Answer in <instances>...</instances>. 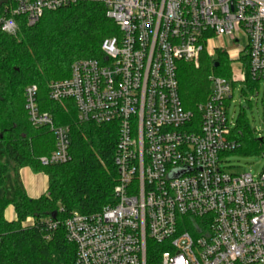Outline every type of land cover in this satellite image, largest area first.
Segmentation results:
<instances>
[{
	"label": "built area",
	"instance_id": "1",
	"mask_svg": "<svg viewBox=\"0 0 264 264\" xmlns=\"http://www.w3.org/2000/svg\"><path fill=\"white\" fill-rule=\"evenodd\" d=\"M87 3L102 5L119 35L104 40L100 59L78 60L50 83L49 98L73 105L82 124L117 126L118 181L100 211L74 212L50 230L64 227L75 264H264V171L221 168L238 147L228 116L236 85L264 81V0H8L0 31L14 36L22 21ZM205 52L227 54L231 76H208L195 123L181 104L178 62L198 68ZM24 98L29 123L55 138L41 164L71 161L69 128L41 111L37 86Z\"/></svg>",
	"mask_w": 264,
	"mask_h": 264
},
{
	"label": "trees",
	"instance_id": "2",
	"mask_svg": "<svg viewBox=\"0 0 264 264\" xmlns=\"http://www.w3.org/2000/svg\"><path fill=\"white\" fill-rule=\"evenodd\" d=\"M7 2L0 0V5ZM116 35L117 26L96 3L47 12L34 26L22 21L14 36L0 31V143L12 163L0 160V191L6 187L10 168L15 172L28 166L49 178L47 194L39 199L29 198L17 184L9 196H0V264H75L76 247L69 243L64 227L52 231L49 223L63 221L74 212H98L113 201L118 181L117 126L80 123L73 105L50 100L49 85L69 78L76 61L100 59L102 43ZM206 62L202 65L201 58L196 69L178 62L181 104L193 112L195 123L198 105L210 95L209 74L231 76L227 54L218 52L213 63ZM259 84L246 83L252 92ZM30 85L38 88L41 111L52 115L57 126L70 130L71 161L66 164L43 166L40 162L55 150V138L48 128L29 123L24 92ZM231 135L238 147L224 156L264 154V139L254 138L248 119L240 117ZM10 205L17 215L13 222L4 216ZM28 219L33 224L24 227Z\"/></svg>",
	"mask_w": 264,
	"mask_h": 264
},
{
	"label": "rangeland",
	"instance_id": "3",
	"mask_svg": "<svg viewBox=\"0 0 264 264\" xmlns=\"http://www.w3.org/2000/svg\"><path fill=\"white\" fill-rule=\"evenodd\" d=\"M220 45L226 47L231 53L239 50L238 47L232 46L226 39L219 41ZM207 53L202 54V65L213 63L214 59H208ZM194 66V65H193ZM196 69L197 67L194 66ZM214 75V73H211ZM209 74V75H211ZM228 116L230 122L236 123L240 117L246 118L249 121L251 130L254 133L255 139H264V81L260 82L257 88L252 92L245 84L238 83L234 92V101L228 108ZM264 150V149H263ZM221 168L228 173L241 175L252 174L257 177L264 171V154L253 157H247L240 154H229L222 156ZM0 160L12 165L8 157L4 153V147L0 143ZM14 173L10 168L9 174L6 178V187L0 191V196L7 194L13 190ZM33 224L32 219H28L23 226H30Z\"/></svg>",
	"mask_w": 264,
	"mask_h": 264
},
{
	"label": "crops",
	"instance_id": "4",
	"mask_svg": "<svg viewBox=\"0 0 264 264\" xmlns=\"http://www.w3.org/2000/svg\"><path fill=\"white\" fill-rule=\"evenodd\" d=\"M13 173V185L15 186V184H17L20 186L29 198L39 199L43 195L47 194L49 188V178L43 172H35L32 168L26 166L15 172L13 171ZM4 216L8 222H13L17 219L13 206L10 205L6 208Z\"/></svg>",
	"mask_w": 264,
	"mask_h": 264
},
{
	"label": "water",
	"instance_id": "5",
	"mask_svg": "<svg viewBox=\"0 0 264 264\" xmlns=\"http://www.w3.org/2000/svg\"><path fill=\"white\" fill-rule=\"evenodd\" d=\"M215 67H218V64H215Z\"/></svg>",
	"mask_w": 264,
	"mask_h": 264
}]
</instances>
